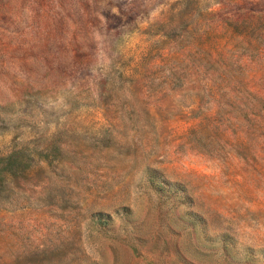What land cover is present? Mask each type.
Instances as JSON below:
<instances>
[{
  "label": "rangeland",
  "instance_id": "374dc122",
  "mask_svg": "<svg viewBox=\"0 0 264 264\" xmlns=\"http://www.w3.org/2000/svg\"><path fill=\"white\" fill-rule=\"evenodd\" d=\"M0 264H264V0H0Z\"/></svg>",
  "mask_w": 264,
  "mask_h": 264
}]
</instances>
